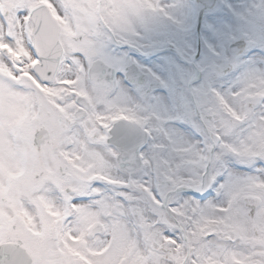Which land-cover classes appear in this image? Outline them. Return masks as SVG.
Returning <instances> with one entry per match:
<instances>
[{
  "label": "snow or ice",
  "instance_id": "snow-or-ice-1",
  "mask_svg": "<svg viewBox=\"0 0 264 264\" xmlns=\"http://www.w3.org/2000/svg\"><path fill=\"white\" fill-rule=\"evenodd\" d=\"M0 264H264V0H0Z\"/></svg>",
  "mask_w": 264,
  "mask_h": 264
}]
</instances>
